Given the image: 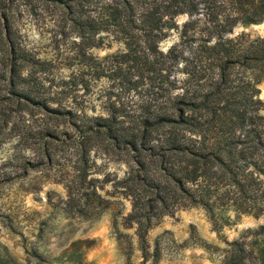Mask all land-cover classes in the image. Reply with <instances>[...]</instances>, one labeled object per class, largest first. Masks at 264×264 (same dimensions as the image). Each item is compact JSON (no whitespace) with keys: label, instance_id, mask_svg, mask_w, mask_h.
Returning <instances> with one entry per match:
<instances>
[{"label":"trees","instance_id":"16d2710c","mask_svg":"<svg viewBox=\"0 0 264 264\" xmlns=\"http://www.w3.org/2000/svg\"><path fill=\"white\" fill-rule=\"evenodd\" d=\"M59 2L71 12L93 7L85 17L76 10L73 24L82 32L106 30L123 46L105 56L108 64L86 66L96 74L111 72L127 90L137 86L134 76L146 79L149 96L107 116L52 107L59 91L48 63L25 45L0 0V143L15 138L37 159L52 160L57 126L67 122L62 135L78 154V192L96 158L124 162L113 188L129 197L124 220L136 223L142 246L154 221L179 209L201 207L216 231L241 215L264 216V35H228L238 24L264 21V0ZM185 13L198 18L185 20L179 39L163 50L161 41L179 29L176 17ZM220 264H264V224L226 241Z\"/></svg>","mask_w":264,"mask_h":264},{"label":"rangeland","instance_id":"374dc122","mask_svg":"<svg viewBox=\"0 0 264 264\" xmlns=\"http://www.w3.org/2000/svg\"><path fill=\"white\" fill-rule=\"evenodd\" d=\"M5 3L22 41L48 63L53 90L59 91L52 107L71 108L87 117L107 116L113 109L136 106L149 96L146 79L134 76L137 86L127 90L111 72L96 74L86 66L98 62L106 65L109 61L105 56L123 48L111 35L106 37V30L82 32L73 24L78 14L75 11H80L78 17H85L90 7L74 6L71 12L59 0ZM197 18L178 15L179 29H172L160 47L166 50L179 39L182 23ZM241 32L263 36L264 21L238 24L228 35ZM177 75L182 77L179 72ZM259 88L264 100V82ZM260 113L264 114V106ZM40 116L35 111L33 117L40 121ZM67 125L61 122L57 126L52 160L37 159L29 144H19L15 138L0 143V256L5 264H220L226 241L264 224V216H232V225L216 231L204 209L189 207L154 221L145 232L142 246L136 223L126 226L124 220L131 201L113 188V179L121 178L127 165L116 160L105 164L96 158L78 192V154L75 144L67 141V134L62 135L69 131ZM26 161L31 165L23 169ZM92 189L101 198L91 194Z\"/></svg>","mask_w":264,"mask_h":264}]
</instances>
